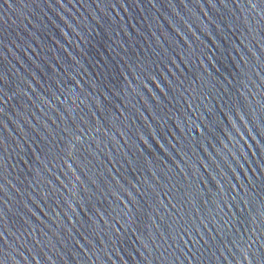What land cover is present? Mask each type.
I'll return each mask as SVG.
<instances>
[{"label": "water", "instance_id": "95a60500", "mask_svg": "<svg viewBox=\"0 0 264 264\" xmlns=\"http://www.w3.org/2000/svg\"><path fill=\"white\" fill-rule=\"evenodd\" d=\"M0 264H264V0H0Z\"/></svg>", "mask_w": 264, "mask_h": 264}]
</instances>
